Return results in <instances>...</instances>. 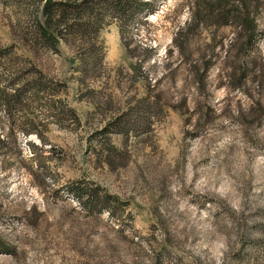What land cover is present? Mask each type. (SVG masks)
<instances>
[{
	"label": "rangeland",
	"instance_id": "rangeland-1",
	"mask_svg": "<svg viewBox=\"0 0 264 264\" xmlns=\"http://www.w3.org/2000/svg\"><path fill=\"white\" fill-rule=\"evenodd\" d=\"M193 1L121 0L97 38L50 50L42 1L0 0V49L18 57L0 86H48L37 132L0 154V264H264V1L251 46L188 26ZM9 64L32 70L11 88Z\"/></svg>",
	"mask_w": 264,
	"mask_h": 264
},
{
	"label": "trees",
	"instance_id": "trees-1",
	"mask_svg": "<svg viewBox=\"0 0 264 264\" xmlns=\"http://www.w3.org/2000/svg\"><path fill=\"white\" fill-rule=\"evenodd\" d=\"M39 1L42 2L35 19L36 25L33 32L34 36L40 38L44 46L50 50L56 49L59 40H67L65 35L68 33L79 37L81 40L83 37L85 38L83 34H89L97 38L99 26L103 24L101 15L98 13L99 10L112 7L113 11L108 13L110 15L124 10L121 0H114V5H109L112 3L110 0ZM93 1L97 3V7L93 5ZM262 1L264 0H194L193 3H189L187 24L188 26L191 25L190 27L202 24L205 27L214 28L229 25L236 32L235 37L230 41V46H251L255 36V14H258L255 11L252 12L251 9L259 6ZM82 41L86 40L83 39ZM92 45V50H94L96 45ZM5 49H0V59L8 54L17 57L15 53H11L10 47H8L10 52ZM96 49H99V47ZM99 51V56H101V49ZM16 63L20 67V62L16 61ZM80 64V71L83 74L86 73V67L88 66H86L85 60H81ZM6 69L8 71L7 80L10 78V88L18 84V80H23L22 72L24 69H26L27 74L32 71L27 70V68L15 69L10 64ZM47 90L48 86L45 81L39 77L31 78L29 81H25L22 87H13L12 90L8 91L5 86H0V102L5 106V114L8 120L12 121L8 124L9 132H6L3 124H0V154H5L9 150V137L13 136L15 138V129L22 130L24 135L32 131L37 132L36 126L32 122L31 105L33 101L31 99L35 98L39 92H46ZM28 94H30V97H27ZM53 94L42 95L45 98V108L49 102L48 97ZM51 102L53 103L48 104V111H54L56 105L61 101L54 99ZM37 135L39 134L37 133ZM93 196L98 198V194Z\"/></svg>",
	"mask_w": 264,
	"mask_h": 264
}]
</instances>
